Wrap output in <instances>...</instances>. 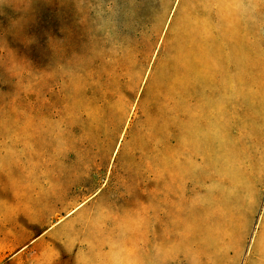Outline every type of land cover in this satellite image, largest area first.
Here are the masks:
<instances>
[{"label":"rangeland","instance_id":"rangeland-1","mask_svg":"<svg viewBox=\"0 0 264 264\" xmlns=\"http://www.w3.org/2000/svg\"><path fill=\"white\" fill-rule=\"evenodd\" d=\"M0 264H264V0H0Z\"/></svg>","mask_w":264,"mask_h":264}]
</instances>
